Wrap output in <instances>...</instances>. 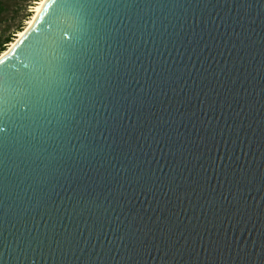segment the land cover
Here are the masks:
<instances>
[{"label": "water", "instance_id": "obj_1", "mask_svg": "<svg viewBox=\"0 0 264 264\" xmlns=\"http://www.w3.org/2000/svg\"><path fill=\"white\" fill-rule=\"evenodd\" d=\"M0 264H264V0H48L0 60Z\"/></svg>", "mask_w": 264, "mask_h": 264}, {"label": "trees", "instance_id": "obj_2", "mask_svg": "<svg viewBox=\"0 0 264 264\" xmlns=\"http://www.w3.org/2000/svg\"><path fill=\"white\" fill-rule=\"evenodd\" d=\"M39 0H0V55L4 53L27 21L33 16V9ZM22 5V9L16 8Z\"/></svg>", "mask_w": 264, "mask_h": 264}, {"label": "bare ground", "instance_id": "obj_3", "mask_svg": "<svg viewBox=\"0 0 264 264\" xmlns=\"http://www.w3.org/2000/svg\"><path fill=\"white\" fill-rule=\"evenodd\" d=\"M47 1H48V0H40V1L35 5V7H34V9H33V11H34L33 16L31 17L30 20L27 21V26L25 27V29H24L22 32H20V33L17 35L16 40H15L13 43L10 44V46L8 47V49H7L4 53H2V54L0 55V56H1V57H0V60H1L2 58H4V57L8 56V55L13 51V49L15 48V46L19 43V41H20L21 39H23L24 36L29 32V30H31V29L34 27V25H35V23H36L38 17L40 16V14L42 13V11H43V9H44V6H45V4H46Z\"/></svg>", "mask_w": 264, "mask_h": 264}, {"label": "rangeland", "instance_id": "obj_4", "mask_svg": "<svg viewBox=\"0 0 264 264\" xmlns=\"http://www.w3.org/2000/svg\"><path fill=\"white\" fill-rule=\"evenodd\" d=\"M39 1H40V0H39ZM39 1H38V2H39ZM38 2H37V3H38ZM21 7H22V5H19V6H17L16 8H19V10H21V9H22ZM26 26H27V24H26Z\"/></svg>", "mask_w": 264, "mask_h": 264}]
</instances>
